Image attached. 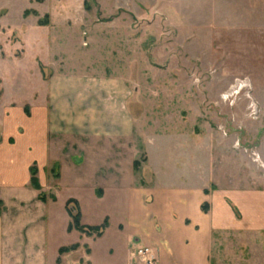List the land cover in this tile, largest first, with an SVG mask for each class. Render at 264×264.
Masks as SVG:
<instances>
[{
    "label": "rangeland",
    "instance_id": "1",
    "mask_svg": "<svg viewBox=\"0 0 264 264\" xmlns=\"http://www.w3.org/2000/svg\"><path fill=\"white\" fill-rule=\"evenodd\" d=\"M57 76L123 88L127 99L118 100L128 101L135 130L127 155L120 145L80 165L71 144L55 166L48 161L55 170L44 186L54 198L47 203L46 264H129L130 253L141 263L137 250L145 243L135 239L151 227L132 190L141 192L154 172L163 187H206L214 202L222 203L227 189L264 193V0H0V165L9 169L27 155L38 115L30 118L45 110ZM123 154L128 166L138 162L135 175L115 173ZM69 198L79 201L85 224L108 223L101 238L90 227L69 228ZM171 229L163 224L165 234ZM238 239L230 234L233 261L239 245L240 257H250L245 245L253 236ZM222 242L216 231L217 261ZM73 244L79 248L60 254ZM161 250L162 264L178 262L179 246Z\"/></svg>",
    "mask_w": 264,
    "mask_h": 264
},
{
    "label": "crops",
    "instance_id": "2",
    "mask_svg": "<svg viewBox=\"0 0 264 264\" xmlns=\"http://www.w3.org/2000/svg\"><path fill=\"white\" fill-rule=\"evenodd\" d=\"M64 77L57 76L48 84L45 110L33 111L30 119H35V115L38 118L27 155L18 154L9 169L6 163L0 165V264H46L41 255L46 244V223L50 216L47 203L54 198H47L44 186L49 182V171L55 170L50 169L52 164L58 162L71 144L78 147V151L71 154V157L78 158L73 161L82 165L93 162L92 158L103 157L105 153L112 156L113 147L120 145L127 155V144L133 141L135 124L128 101L123 103L118 100L128 95L123 88L119 91L111 82H94L92 79H78L79 82L70 83L67 79L70 77ZM8 139L11 141L9 137L5 139L6 143ZM126 155L120 157L118 167L116 160L115 173L132 172L135 175L138 172L136 161L132 160L128 166ZM49 160H52V164L48 163ZM43 165L44 170L41 167ZM32 167L37 169L39 190L31 183ZM109 167L113 168L111 165ZM46 175L47 182H44ZM108 179H111L113 185L117 182L114 175ZM95 188L101 193L98 185ZM142 188L141 192L132 190V198H136L133 205L138 207L136 202L141 204L144 201V215L151 229L143 234L137 233L140 239L135 240L139 242L143 239L145 243L144 248L137 250V253L143 254L141 258L137 257L141 261L139 264H149L148 260H151L150 264H162L166 259L161 248L170 249L173 245L180 248L174 255L178 259L175 264H264L260 256L264 255V193L261 190H223V202H214L206 194V187L198 191L186 183H179L178 187L159 185L155 172L152 173L151 182H146ZM207 198L212 201L208 212L202 209ZM228 201L237 207L240 218H235L231 213ZM71 205L76 207V212ZM65 209L70 218L69 228L72 224L70 211L73 214L80 213V224L83 227L104 225L85 224L80 203L75 198L65 202ZM137 213L140 214V210ZM165 222L174 228L168 234L163 232ZM153 225L159 229L158 232L153 230ZM72 230L79 233V230ZM216 231L223 234L222 247L225 246V254L222 261L213 258L212 244ZM232 232L237 233L239 242L253 236V241L246 240L245 248L250 255L248 259L240 257V253L244 254L241 245L237 246L239 259H230L235 252L232 250L234 245L230 243ZM99 233L101 238L105 228ZM167 235H170V241ZM71 247L79 248V244ZM133 257L134 254L130 253L129 264H133Z\"/></svg>",
    "mask_w": 264,
    "mask_h": 264
},
{
    "label": "trees",
    "instance_id": "3",
    "mask_svg": "<svg viewBox=\"0 0 264 264\" xmlns=\"http://www.w3.org/2000/svg\"><path fill=\"white\" fill-rule=\"evenodd\" d=\"M138 162H136L137 164ZM31 183L33 185V187L35 189H40V185H39V181H38V178H37V169L35 167H32L31 168ZM202 209L203 211H207L205 209V205L203 204L202 206ZM70 215H71V218H72V224L70 225V229H76V230H79V231H85V227L81 226L80 224V213H76V214H73L72 211L69 212ZM107 226V224L105 223L103 226L101 227H92L93 230L97 231V232H100L101 229L105 228ZM76 247H71V248H63L60 250V254L62 253H67L69 251H71L72 249H74Z\"/></svg>",
    "mask_w": 264,
    "mask_h": 264
},
{
    "label": "built area",
    "instance_id": "4",
    "mask_svg": "<svg viewBox=\"0 0 264 264\" xmlns=\"http://www.w3.org/2000/svg\"><path fill=\"white\" fill-rule=\"evenodd\" d=\"M150 264V263H149Z\"/></svg>",
    "mask_w": 264,
    "mask_h": 264
}]
</instances>
